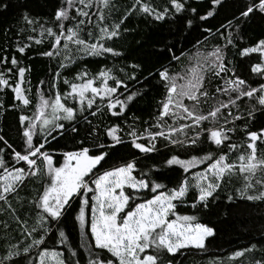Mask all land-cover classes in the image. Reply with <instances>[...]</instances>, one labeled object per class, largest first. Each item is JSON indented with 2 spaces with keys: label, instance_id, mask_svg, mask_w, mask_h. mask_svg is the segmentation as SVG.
I'll list each match as a JSON object with an SVG mask.
<instances>
[{
  "label": "snow or ice",
  "instance_id": "snow-or-ice-1",
  "mask_svg": "<svg viewBox=\"0 0 264 264\" xmlns=\"http://www.w3.org/2000/svg\"><path fill=\"white\" fill-rule=\"evenodd\" d=\"M210 4L212 10L201 15L190 0H165L162 7L151 0H132L118 22L111 23L114 0H59L43 23L23 14L29 31L36 32L37 26L39 29V38L30 35L27 39L36 45L47 41L48 48L40 55L55 61L56 69L47 81H40L32 115H26L24 110L32 105L31 82L25 76L30 68L20 66L15 56L10 60L0 57L4 66L0 91L10 89L17 102L15 108L20 111V149L0 134V203L19 226L22 237L7 245L0 264H175L174 258L182 249H205L206 241L215 234L196 215L177 213L179 205L187 204L190 192L191 207L207 209L222 185L238 176L241 186L236 188V195L264 202V152L260 151L264 128L249 127L258 112L264 114V38L252 46H238L232 32L225 36L221 31L233 26V21L221 24L216 33L201 24V33L207 35L197 38L192 45L194 51L178 49L179 40L164 43L154 55L163 57L166 63L149 69L142 80L137 79V74L144 71L138 62L118 69L104 66L96 73L84 67L71 79L63 75L84 57H122L124 54L110 42L128 31L122 25L133 14L153 22L178 20L181 31L187 33L197 21L213 17L221 0H210ZM238 12L237 21L254 17L264 20V0H242ZM235 27L239 29V24ZM217 33L224 43L217 42L209 49V37ZM29 47L30 43H18L15 51L23 55ZM232 48L241 58L258 54V62L250 66L251 73L259 77L258 86L237 74L227 55ZM185 59L187 63L176 71V63ZM12 76L15 81L10 83ZM152 80L161 95L153 120L140 127L139 117L126 113L138 97L146 94L145 82ZM129 81L140 88L130 89ZM45 84L47 93L43 91ZM105 118L111 119L105 122ZM237 121H244L243 126ZM238 129L243 139L235 143ZM60 139L78 147L61 152L62 163L56 166L47 146ZM160 141L170 151L204 153L181 159L177 151L164 158L163 167L182 170L181 178L172 186L159 182L160 169L142 167L136 155L158 153ZM124 145L134 150L131 158L104 168L112 151ZM232 153L236 155L230 158ZM202 164L206 165L203 170L188 175ZM41 177L43 183L28 200L35 210L29 224L17 214L10 198L21 203L19 191L28 180L40 182ZM227 199L232 201L234 197L229 195ZM69 225L79 233L78 246L69 245ZM49 240L67 247L68 255L49 248ZM255 251H260L261 257L252 256L247 264H264V247L258 249L255 243L236 250L227 259L236 261Z\"/></svg>",
  "mask_w": 264,
  "mask_h": 264
},
{
  "label": "trees",
  "instance_id": "trees-1",
  "mask_svg": "<svg viewBox=\"0 0 264 264\" xmlns=\"http://www.w3.org/2000/svg\"><path fill=\"white\" fill-rule=\"evenodd\" d=\"M116 4V10L114 11L109 23L112 20L118 22L119 16L123 15L125 8L130 7L132 0H114ZM154 5L163 6L165 0H151ZM59 0H0V57L7 56L9 60L15 56L20 62V66L30 68L29 72H26V80L31 82L32 88V105L28 109L24 110V114L32 115L33 106L36 103V92L40 81H47L50 74L56 69V62L50 61L47 57H43L40 53L48 48V43L36 45L34 42L27 39L28 36H38V26L36 32L28 30L27 25L24 24L22 16L24 13H28L31 17L40 19L43 23L45 19L49 18L53 9L57 6ZM193 7L197 8L198 14H206L207 11L212 10L210 0H190ZM242 3V0H221V4L214 10V16L210 17L207 21H197V26L189 30L187 33L181 31V24L178 20H166L162 22H153L149 19H145L141 15L133 14L128 17L123 28H127V32L122 31L120 38L110 42V46L117 51H121L124 55L122 57L96 58V57H84L77 60L71 68L64 71L63 75L68 76L69 79L75 74V72L81 68L86 67L90 73H96L101 67H124L127 64L138 62L143 66V73L137 74V79L142 80L143 75H147L149 69L157 67L160 62H165L163 57L154 55L156 48L162 46L169 41L176 42L177 48L183 47L185 50L191 49L197 38H203L207 33H201L199 25H204L212 29L216 33V29L221 24L227 25L228 21H233V26L227 29H221L224 35L227 36L228 32H232L236 43L239 46L241 43L245 46H252L259 39L264 38V20L259 17H254L249 21H237L236 16L239 15L238 8ZM7 5V7H4ZM95 11V8L93 9ZM239 24V29L235 25ZM237 35L240 37L237 39ZM217 42L223 44L224 41L219 40V33L215 36H210L207 42V46L210 49L211 46ZM30 43L31 47L25 50V53L21 55L15 51L17 44ZM236 49L232 48L228 50L227 55L229 59H232L233 66L236 69L238 75L248 81L252 86H258L259 77L253 75L250 70L252 63L258 62V54H252L251 56L241 58L235 55ZM187 61L182 60L176 63V71L186 64ZM8 67H11L10 63ZM4 68L0 65V71ZM131 72L130 69H128ZM15 81V76H12L10 83ZM130 89L140 88L139 84L134 81H129ZM27 86V85H26ZM60 88L63 89L64 85L62 80L60 82ZM145 88L148 89L146 94L138 97L130 106L126 115L129 117H139V126L143 127V122H151L153 120V113L156 110V100L161 95V89L156 84L155 80L145 82ZM144 91V89H140ZM45 93L48 92L47 85L43 87ZM14 94L10 89L0 91V129L3 132L0 134L5 135V138L9 143L13 144L18 150L20 149V139L18 135V117L20 111L15 108L17 103L14 98ZM227 99V97H222ZM111 118H105V122ZM127 123L131 124L132 120H128ZM237 125L241 127L244 121H237ZM249 127L251 130H259L264 128V114L257 113L256 118L250 122ZM243 139V132L238 129L237 133L233 137V142L240 143ZM164 142L160 141L157 145L160 148L158 153H150L147 157L143 154L136 153L139 158L138 162L142 167H154L160 169L159 182L174 185L179 178H181L182 170L168 169L163 167V161L166 156L171 154L180 155L181 159H188L191 155H203V152L198 150H189L185 152L183 149L171 150L163 146ZM48 150L52 153L54 162L57 164L62 163L61 152L65 150H74L77 145L72 142L53 141L47 146ZM214 148V146H213ZM242 150V149H241ZM132 150L129 146H118L113 150L111 155L107 158V163L103 164L104 168L111 166L112 164L121 162L125 159L131 158ZM261 152H264V146H261ZM236 153H232L230 158H233ZM206 165H200L198 168H194L188 174L196 171H201ZM99 167V166H98ZM95 171V170H94ZM227 180V178H226ZM43 183V177L41 181L28 180L25 186L19 191L18 198L21 203H17L16 199H11L12 207L16 209L17 214L22 219H28L29 224L32 223L31 217L34 215V209L29 205L28 200L36 195L37 189L40 184ZM241 186V181L237 177H232L231 182H226L222 185L214 195L217 197L211 201L207 209H193L191 203L193 200V193H189L186 197L187 204L179 205L177 207V213L181 215H196L199 222L214 229V236L209 237L206 241L205 249H182L180 253L175 256V264H247V260L252 256L257 259L261 257L260 251L254 253H248L245 257L239 258L236 261H229L227 258L236 250L243 249L252 244H256L257 248L264 247V202L262 201H248L246 199H240L236 195V188ZM256 190H259V185L256 186ZM232 195L234 199L229 201L227 197ZM5 222L9 227L5 228ZM67 236L70 246H78L80 243L78 231H73L71 225L68 226ZM22 239L19 232V226L12 219V216L7 211L5 205L0 203V256L5 253L6 247L9 244L16 243L17 240ZM49 248H55L57 251H62L65 255H68V248L61 244H54L51 240L48 241ZM83 252V249H80Z\"/></svg>",
  "mask_w": 264,
  "mask_h": 264
},
{
  "label": "rangeland",
  "instance_id": "rangeland-1",
  "mask_svg": "<svg viewBox=\"0 0 264 264\" xmlns=\"http://www.w3.org/2000/svg\"><path fill=\"white\" fill-rule=\"evenodd\" d=\"M56 166H59V164H57Z\"/></svg>",
  "mask_w": 264,
  "mask_h": 264
}]
</instances>
